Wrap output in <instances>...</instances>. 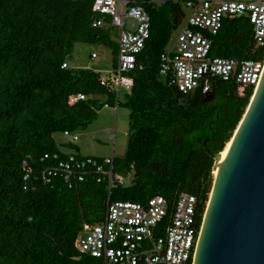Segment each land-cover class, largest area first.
Listing matches in <instances>:
<instances>
[{
    "label": "trees",
    "instance_id": "16d2710c",
    "mask_svg": "<svg viewBox=\"0 0 264 264\" xmlns=\"http://www.w3.org/2000/svg\"><path fill=\"white\" fill-rule=\"evenodd\" d=\"M93 1L0 0V264H103L75 241L84 224L104 220L109 200L144 203L160 194L173 208L189 192L201 219L214 182L211 152L231 140L254 93L253 85L221 78L210 91L183 92L161 76V55L186 16L182 0H135L150 14L151 32L124 93L98 70L70 66L78 43L110 47L118 66L111 25L94 26L110 16L95 12ZM253 35L247 17H226L212 54L262 59ZM81 92L87 98L71 103ZM107 105L129 109L127 150L113 157L126 183L110 188L92 172L66 180L61 171L47 181L44 172L59 160L45 153L78 150L55 134L86 129Z\"/></svg>",
    "mask_w": 264,
    "mask_h": 264
},
{
    "label": "built area",
    "instance_id": "2783aa9c",
    "mask_svg": "<svg viewBox=\"0 0 264 264\" xmlns=\"http://www.w3.org/2000/svg\"><path fill=\"white\" fill-rule=\"evenodd\" d=\"M189 9L176 30L173 43L161 55L160 74L183 92L201 89L210 91L214 78L234 79L243 85L256 87L264 65L262 59H239L212 54L213 38L226 17H247L253 27L254 40L264 47V0H182ZM93 10L109 15L110 20L98 18L94 26L113 25L121 28L119 35L118 66L102 76L117 90L133 86V77L127 72L137 65V55L150 36L151 17L135 0H94ZM127 18L137 21L135 29L126 28ZM93 57L97 56L93 53ZM68 66V63H63ZM87 98L84 93L72 95L70 102ZM71 141L77 132L66 130ZM59 160V164L44 172L50 175L61 171L66 180L84 179L86 174H97V180L126 183L128 177L115 174L113 157L101 159L67 152L45 153L44 157ZM208 203V202H207ZM203 215L199 219L196 195L182 192L173 208L163 195H154L147 202L109 200L102 222L84 224L76 238V246L102 260L103 264H192Z\"/></svg>",
    "mask_w": 264,
    "mask_h": 264
},
{
    "label": "water",
    "instance_id": "95a60500",
    "mask_svg": "<svg viewBox=\"0 0 264 264\" xmlns=\"http://www.w3.org/2000/svg\"><path fill=\"white\" fill-rule=\"evenodd\" d=\"M231 138L211 152L219 159L192 264H264V65Z\"/></svg>",
    "mask_w": 264,
    "mask_h": 264
},
{
    "label": "rangeland",
    "instance_id": "374dc122",
    "mask_svg": "<svg viewBox=\"0 0 264 264\" xmlns=\"http://www.w3.org/2000/svg\"><path fill=\"white\" fill-rule=\"evenodd\" d=\"M183 8L186 13L189 12L185 5ZM127 23L130 28L136 25L133 18H128ZM110 31L113 39L118 42L121 29L112 25ZM173 37L168 46L172 45ZM93 52H96L97 57H90ZM70 56V66L80 68L84 64H90L92 68L101 70L102 76L113 68L112 49L104 44L78 43ZM77 133L79 137L74 144L79 148L80 154L104 157H112L115 154L121 157L125 154L128 145L129 109L119 107L114 110L112 107L104 106L99 110L97 118L86 129H80ZM55 137L59 143L71 140L64 133H56ZM67 151L79 153L76 148L67 149Z\"/></svg>",
    "mask_w": 264,
    "mask_h": 264
},
{
    "label": "crops",
    "instance_id": "0c3cea01",
    "mask_svg": "<svg viewBox=\"0 0 264 264\" xmlns=\"http://www.w3.org/2000/svg\"><path fill=\"white\" fill-rule=\"evenodd\" d=\"M242 1H246V0H242ZM182 3V2H181ZM183 3H182V7H183ZM184 9V8H183ZM185 11V10H184ZM186 13V12H185ZM188 13V12H187ZM186 13V14H187ZM128 19V18H127ZM127 19H126V23H127ZM136 21V20H135ZM136 25H137V21H136ZM136 25L133 27V28H130V27H128V23H127V27L126 28H128V29H135L136 28ZM118 27V26H117ZM120 28V27H119ZM121 29V28H120ZM93 53H96V52H93ZM93 53L91 54V58H93ZM72 55V54H71ZM95 57H97V56H95ZM70 59H71V56H70V58L68 59V63H69V61H70ZM69 65H70V63H69ZM90 64H84L83 66H81L80 68H83V67H91V66H89ZM114 69V67L111 69V70H113ZM97 70V69H96ZM111 70H108L107 72H109V71H111ZM98 71L99 72H101V70H99L98 69ZM102 73V72H101ZM108 74V73H107ZM126 89L125 88H122V90H121V93H124V91H125ZM106 107V106H105ZM107 107H112V106H108L107 105ZM120 106H118V105H116V106H114V107H112L114 110H117L118 108H119ZM66 142V141H65ZM79 147V146H78ZM66 152H69V151H67L66 150ZM78 152H79V148H78ZM79 154H80V152H79ZM80 155H82V154H80ZM84 156H93V155H84ZM94 156H96V157H101V158H105L104 156H99V155H94ZM115 156V154H113L112 155V157H114ZM106 157H110V156H106Z\"/></svg>",
    "mask_w": 264,
    "mask_h": 264
},
{
    "label": "bare ground",
    "instance_id": "6f19581e",
    "mask_svg": "<svg viewBox=\"0 0 264 264\" xmlns=\"http://www.w3.org/2000/svg\"><path fill=\"white\" fill-rule=\"evenodd\" d=\"M232 137H233V136H232ZM231 140H232V138H231ZM231 140L225 145V147H224V149L221 151L220 155L222 154V152H223L224 150H226V148H227L228 145L230 144ZM218 159H219V158H218ZM218 159L216 160V164H217V162H218ZM216 164H215V166H214V170H215ZM214 170H213V174H214Z\"/></svg>",
    "mask_w": 264,
    "mask_h": 264
}]
</instances>
